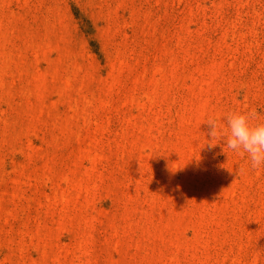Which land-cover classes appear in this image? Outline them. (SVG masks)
Here are the masks:
<instances>
[{"label":"rangeland","instance_id":"obj_1","mask_svg":"<svg viewBox=\"0 0 264 264\" xmlns=\"http://www.w3.org/2000/svg\"><path fill=\"white\" fill-rule=\"evenodd\" d=\"M264 0H0V264H264Z\"/></svg>","mask_w":264,"mask_h":264},{"label":"clouds","instance_id":"obj_2","mask_svg":"<svg viewBox=\"0 0 264 264\" xmlns=\"http://www.w3.org/2000/svg\"><path fill=\"white\" fill-rule=\"evenodd\" d=\"M225 125L215 118L207 121L210 126L209 145L218 137L223 138L225 146L233 152L238 153L244 161L247 172L252 176L264 174V127L253 128L249 123V116L244 113H229L224 118ZM226 153V152H225Z\"/></svg>","mask_w":264,"mask_h":264}]
</instances>
